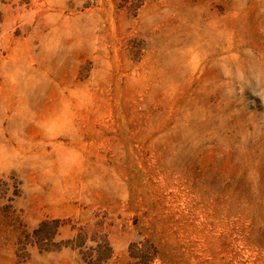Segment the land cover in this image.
I'll use <instances>...</instances> for the list:
<instances>
[{
	"label": "rangeland",
	"instance_id": "rangeland-1",
	"mask_svg": "<svg viewBox=\"0 0 264 264\" xmlns=\"http://www.w3.org/2000/svg\"><path fill=\"white\" fill-rule=\"evenodd\" d=\"M0 264H264V0H0Z\"/></svg>",
	"mask_w": 264,
	"mask_h": 264
}]
</instances>
